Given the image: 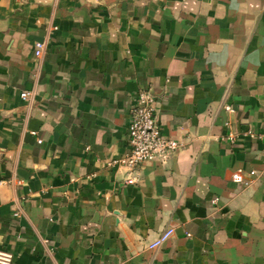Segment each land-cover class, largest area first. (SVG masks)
I'll use <instances>...</instances> for the list:
<instances>
[{
  "label": "crops",
  "instance_id": "crops-1",
  "mask_svg": "<svg viewBox=\"0 0 264 264\" xmlns=\"http://www.w3.org/2000/svg\"><path fill=\"white\" fill-rule=\"evenodd\" d=\"M143 88L161 133L183 130L187 144L109 165L128 151ZM263 138L264 0H0V248L12 264H264Z\"/></svg>",
  "mask_w": 264,
  "mask_h": 264
},
{
  "label": "built area",
  "instance_id": "built-area-1",
  "mask_svg": "<svg viewBox=\"0 0 264 264\" xmlns=\"http://www.w3.org/2000/svg\"><path fill=\"white\" fill-rule=\"evenodd\" d=\"M44 47L45 43L43 41H36L34 44L35 56H40L43 53ZM20 96L26 99L28 92L22 91ZM223 108L227 112L233 110L229 104H224ZM180 131L181 134L177 136H165L161 133L156 118L155 96L149 88L140 89L137 92L136 103L130 112V121L127 128L128 151L118 158L111 159L108 164L133 169L146 160L160 159L163 161L177 148L187 144L185 132L183 130ZM243 135L250 138L262 137L253 130H247ZM235 136L234 132H228L221 138L233 141ZM38 141L40 142L41 140ZM253 174H255L254 170L249 171V175ZM232 180L234 182L246 183L241 170L233 172ZM216 200L217 198H214L212 201L215 202ZM173 231L172 227L165 228L156 238L147 244V247L152 249L162 245L172 235ZM45 241L47 242V240ZM12 260V252L0 248V264H12Z\"/></svg>",
  "mask_w": 264,
  "mask_h": 264
}]
</instances>
